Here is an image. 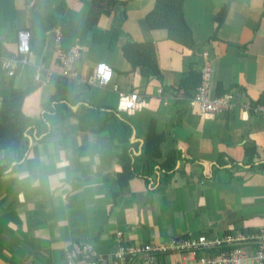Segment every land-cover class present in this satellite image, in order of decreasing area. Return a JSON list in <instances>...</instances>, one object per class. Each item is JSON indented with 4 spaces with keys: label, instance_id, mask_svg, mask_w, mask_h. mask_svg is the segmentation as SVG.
Returning <instances> with one entry per match:
<instances>
[{
    "label": "crops",
    "instance_id": "crops-1",
    "mask_svg": "<svg viewBox=\"0 0 264 264\" xmlns=\"http://www.w3.org/2000/svg\"><path fill=\"white\" fill-rule=\"evenodd\" d=\"M159 2L0 0V95L21 98L19 122L0 119V264H66L84 244L111 258L119 232L129 245H159L264 229V118L252 111L264 106V0H184L170 26L183 17L187 45L150 28ZM26 30L28 56L18 52ZM128 44L153 52L162 80L132 67ZM75 48L70 81L56 53ZM206 62L212 98L234 97L213 118L190 106L196 89L177 93ZM101 63L113 72L105 89L90 83ZM119 95L146 108L123 112ZM150 129L165 142L161 157L143 161Z\"/></svg>",
    "mask_w": 264,
    "mask_h": 264
},
{
    "label": "built area",
    "instance_id": "built-area-1",
    "mask_svg": "<svg viewBox=\"0 0 264 264\" xmlns=\"http://www.w3.org/2000/svg\"><path fill=\"white\" fill-rule=\"evenodd\" d=\"M32 33L28 30L18 34V52L28 56L31 52ZM56 57L61 64L62 77L72 81L78 76L73 63L80 57L79 49H72L69 53L57 50ZM207 58V55H205ZM17 59L8 60L7 69L17 66ZM13 74V73H12ZM113 79V72L106 64H98L93 71L90 83L100 89L107 88ZM39 80V79H37ZM212 69L208 62L201 71V85L190 100V106L200 108L201 116L213 118L234 108V97L225 95L211 96ZM115 90V89H114ZM119 109L129 114L140 112L146 104L135 95H119ZM255 115L264 118V106L252 109ZM118 250L111 258L97 255L89 244L80 245L67 252L65 263L77 264V260L84 258L83 264H264V229L254 234L232 232L218 238L200 236L199 238H172L162 244H135L125 242L123 234L117 233ZM254 245L256 251L250 254L245 246ZM177 255L179 261H164L163 257ZM80 264V263H78Z\"/></svg>",
    "mask_w": 264,
    "mask_h": 264
},
{
    "label": "trees",
    "instance_id": "trees-1",
    "mask_svg": "<svg viewBox=\"0 0 264 264\" xmlns=\"http://www.w3.org/2000/svg\"><path fill=\"white\" fill-rule=\"evenodd\" d=\"M184 0H160L159 4L162 7L159 10L155 11L153 17L148 18V24L151 29H168L170 33V37L173 41H177L182 44L187 45L190 41L187 36L191 35V32L184 21L183 17L180 18V23L177 21L174 22L173 26H170L173 19H175L180 13V6ZM170 11V15H167L164 20H160V17L165 15ZM218 19L215 20L217 23ZM62 35H66V24L60 23ZM66 30V31H65ZM113 39H117V34L113 35ZM191 42H193L191 40ZM146 50V51H145ZM122 52H124L125 58L132 64L137 72H139L143 76L154 77L156 80H162V76L158 67L157 62L155 61L153 52L150 49H146L138 44H128L122 48ZM199 77V81H195L196 78ZM201 83V74L191 75L185 82H182V86L179 87V91L177 93L180 95L186 94L188 90L196 89L200 86ZM63 88L65 89V83H61ZM185 92V93H184ZM0 99L2 101V107L0 108V119L6 120L7 116H9V120L14 123H18L19 115H21V110L19 107V101L21 98L17 97V94H12L10 96H2L0 95ZM14 109V111H10ZM18 109V110H17ZM10 111V112H9ZM18 117V118H17ZM23 119V117H22ZM28 124V123H27ZM27 128V127H26ZM0 124V130H2ZM11 129V128H10ZM8 130H4L1 132H6ZM127 133H123V141L125 147L129 145L131 129L128 127L126 129ZM165 142V137L163 135H157L154 129H150L148 133L147 139L145 140L144 152L140 157L143 161H150L151 158H159L162 155V145ZM1 145V144H0ZM126 155H132V153L126 151Z\"/></svg>",
    "mask_w": 264,
    "mask_h": 264
},
{
    "label": "water",
    "instance_id": "water-1",
    "mask_svg": "<svg viewBox=\"0 0 264 264\" xmlns=\"http://www.w3.org/2000/svg\"><path fill=\"white\" fill-rule=\"evenodd\" d=\"M4 155L2 151H0V156Z\"/></svg>",
    "mask_w": 264,
    "mask_h": 264
},
{
    "label": "rangeland",
    "instance_id": "rangeland-1",
    "mask_svg": "<svg viewBox=\"0 0 264 264\" xmlns=\"http://www.w3.org/2000/svg\"><path fill=\"white\" fill-rule=\"evenodd\" d=\"M222 237V236H221Z\"/></svg>",
    "mask_w": 264,
    "mask_h": 264
}]
</instances>
